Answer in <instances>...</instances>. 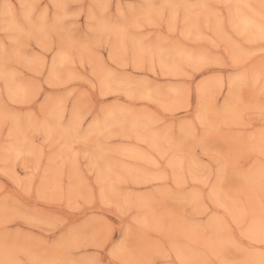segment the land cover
<instances>
[{"label": "clouds", "instance_id": "clouds-1", "mask_svg": "<svg viewBox=\"0 0 264 264\" xmlns=\"http://www.w3.org/2000/svg\"><path fill=\"white\" fill-rule=\"evenodd\" d=\"M0 264H264V0H0Z\"/></svg>", "mask_w": 264, "mask_h": 264}]
</instances>
